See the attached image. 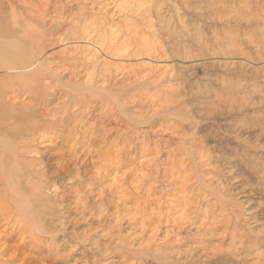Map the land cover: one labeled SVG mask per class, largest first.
<instances>
[{
  "label": "rangeland",
  "instance_id": "obj_1",
  "mask_svg": "<svg viewBox=\"0 0 264 264\" xmlns=\"http://www.w3.org/2000/svg\"><path fill=\"white\" fill-rule=\"evenodd\" d=\"M0 31L84 95L32 142L38 224L0 214L10 264H264V0H0Z\"/></svg>",
  "mask_w": 264,
  "mask_h": 264
},
{
  "label": "bare ground",
  "instance_id": "obj_2",
  "mask_svg": "<svg viewBox=\"0 0 264 264\" xmlns=\"http://www.w3.org/2000/svg\"><path fill=\"white\" fill-rule=\"evenodd\" d=\"M23 22L26 27L28 22L24 20ZM3 41L8 40L2 38V33L0 31V214L13 213L17 219H20V221H26L27 224L36 226L41 216L39 208L45 204V200L41 195L44 185L40 180L39 174H37V169H35V166L41 164L42 160L31 155L37 154L36 149L32 147V142L39 137L38 133L43 134L46 129H54V124H61L71 119L73 115L71 108L76 104H81L84 95L70 94L67 91H62L61 88L55 85V83H53L55 81L48 82L46 78L49 75L45 74L47 77H43V70L49 72L51 70L46 65L47 63L44 59L33 55L28 47L26 50L18 48H2V46L5 45ZM86 72L89 73L90 71ZM87 77H89V75ZM88 79H90V77ZM44 82H47V84ZM21 86L35 87V90L37 91L35 94L38 97L36 105L39 104V106H42L45 109L48 108V110H46V112H39V110L34 107L36 106L35 103L34 105H29L23 104L19 101L18 90H20ZM38 86H40V88L36 89ZM61 86L63 87V85ZM86 87L89 88L90 86ZM84 90L86 92V89ZM64 99L65 101H63ZM85 106L86 105H83V107ZM81 126L80 128L84 129L83 127L85 126ZM85 131L82 130L83 133ZM44 135L45 133L43 136ZM44 161L46 160L44 159ZM187 207L189 208V206ZM185 208L183 207V211L186 212ZM219 208L217 209L218 211ZM204 210L207 213V209ZM220 210L222 211L219 212L223 213L225 211L223 208H220ZM185 212L183 214H185ZM206 213L202 214L203 216L200 218L202 219L212 216V210L211 215L207 216ZM186 215L185 217L188 216V219L191 217L190 215ZM229 217H227V219ZM191 218L190 221L192 220L193 222V219ZM211 219L215 223L217 217L215 218L212 216ZM186 220L187 219L184 221ZM190 221L188 222L187 220L186 222L190 223ZM52 223L54 224V222ZM227 228L229 229V227ZM230 233L232 234L231 231ZM232 235L234 236V234ZM0 264H10L9 255L3 251H0Z\"/></svg>",
  "mask_w": 264,
  "mask_h": 264
}]
</instances>
